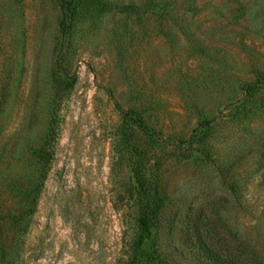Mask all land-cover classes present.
I'll return each mask as SVG.
<instances>
[{"label": "rangeland", "instance_id": "rangeland-1", "mask_svg": "<svg viewBox=\"0 0 264 264\" xmlns=\"http://www.w3.org/2000/svg\"><path fill=\"white\" fill-rule=\"evenodd\" d=\"M70 1L0 0V264H264V0Z\"/></svg>", "mask_w": 264, "mask_h": 264}, {"label": "trees", "instance_id": "trees-1", "mask_svg": "<svg viewBox=\"0 0 264 264\" xmlns=\"http://www.w3.org/2000/svg\"><path fill=\"white\" fill-rule=\"evenodd\" d=\"M65 4L69 7L72 3L70 0H66ZM66 26L67 20L64 17L61 23L63 32L65 31ZM57 68L59 81L63 83L65 87L70 88L75 83V74L69 75L61 68L59 64L57 65ZM121 115L124 122L129 126H135L138 129L144 128L143 120L133 111H121ZM132 174L135 181L134 190L140 206L139 217L137 221L139 233L134 244V252L138 257H145L146 251L144 249V244L150 239L151 236V226L159 207V197L152 184L149 183L144 176L141 168V161H138V163L134 165L132 168ZM34 202L35 200H33V203ZM202 248H204L203 245Z\"/></svg>", "mask_w": 264, "mask_h": 264}]
</instances>
